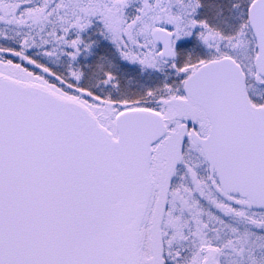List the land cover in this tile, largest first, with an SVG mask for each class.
<instances>
[{
	"label": "snow or ice",
	"instance_id": "obj_1",
	"mask_svg": "<svg viewBox=\"0 0 264 264\" xmlns=\"http://www.w3.org/2000/svg\"><path fill=\"white\" fill-rule=\"evenodd\" d=\"M0 264H264V0H0Z\"/></svg>",
	"mask_w": 264,
	"mask_h": 264
}]
</instances>
